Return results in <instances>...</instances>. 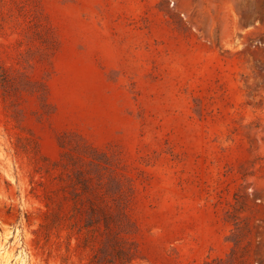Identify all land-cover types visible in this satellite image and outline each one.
<instances>
[{"label":"rangeland","instance_id":"rangeland-1","mask_svg":"<svg viewBox=\"0 0 264 264\" xmlns=\"http://www.w3.org/2000/svg\"><path fill=\"white\" fill-rule=\"evenodd\" d=\"M0 264H264V0H0Z\"/></svg>","mask_w":264,"mask_h":264}]
</instances>
